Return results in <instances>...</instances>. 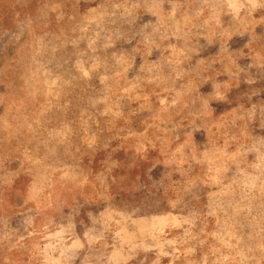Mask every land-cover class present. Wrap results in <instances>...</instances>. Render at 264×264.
I'll list each match as a JSON object with an SVG mask.
<instances>
[{"label": "rangeland", "instance_id": "obj_1", "mask_svg": "<svg viewBox=\"0 0 264 264\" xmlns=\"http://www.w3.org/2000/svg\"><path fill=\"white\" fill-rule=\"evenodd\" d=\"M0 264H264V0H0Z\"/></svg>", "mask_w": 264, "mask_h": 264}]
</instances>
